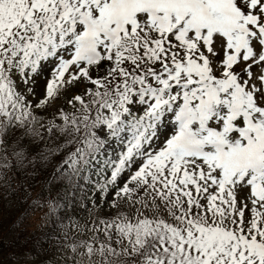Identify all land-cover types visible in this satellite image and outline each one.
<instances>
[{"label":"snow or ice","instance_id":"1","mask_svg":"<svg viewBox=\"0 0 264 264\" xmlns=\"http://www.w3.org/2000/svg\"><path fill=\"white\" fill-rule=\"evenodd\" d=\"M0 264H264V0H0Z\"/></svg>","mask_w":264,"mask_h":264},{"label":"trees","instance_id":"2","mask_svg":"<svg viewBox=\"0 0 264 264\" xmlns=\"http://www.w3.org/2000/svg\"><path fill=\"white\" fill-rule=\"evenodd\" d=\"M7 221H5V223H6ZM29 231H36V232H38L39 231V229H33L30 225H29Z\"/></svg>","mask_w":264,"mask_h":264}]
</instances>
